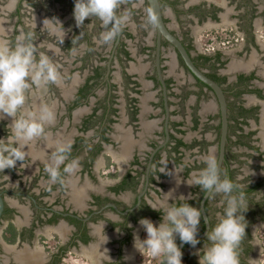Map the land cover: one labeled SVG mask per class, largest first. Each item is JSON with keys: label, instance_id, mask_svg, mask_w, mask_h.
I'll return each instance as SVG.
<instances>
[{"label": "flooded vegetation", "instance_id": "af4514ba", "mask_svg": "<svg viewBox=\"0 0 264 264\" xmlns=\"http://www.w3.org/2000/svg\"><path fill=\"white\" fill-rule=\"evenodd\" d=\"M74 3L0 0V39L14 44L20 32L31 31L37 47L44 44L41 51L48 43L61 49L48 53L59 67V81L30 90L26 101L54 109L55 122L45 127L48 139L32 142L27 166L17 162L0 172V264H161L138 252L133 239L146 237L141 218L159 224L162 214L148 204L166 200L169 192L170 203L176 198L206 215L208 228L199 243L181 249L182 264H199L198 251L208 244L206 233L223 211V196L208 194L201 209L206 191L186 180L205 167L202 157L210 151L219 160V99L171 43L163 36L158 40L147 0H121L117 15H127V22L103 44L98 38L106 29L96 18L78 27ZM159 5L167 28L224 94L227 127L219 172L248 204L240 264H258L264 236V0H159ZM53 17L63 24V44L40 30ZM203 31H216L211 50L200 37ZM12 119L0 118V138L10 134ZM53 140L70 145L56 182L46 171ZM73 160L74 171L64 172ZM198 228L197 235L206 229L203 213ZM105 248L111 259L107 250L99 251Z\"/></svg>", "mask_w": 264, "mask_h": 264}, {"label": "clouds", "instance_id": "9594fccd", "mask_svg": "<svg viewBox=\"0 0 264 264\" xmlns=\"http://www.w3.org/2000/svg\"><path fill=\"white\" fill-rule=\"evenodd\" d=\"M120 5L121 0H75L73 16L76 25L82 26L86 18L98 19L106 29L100 33L98 43H108L116 37L128 19L125 14L117 15ZM149 21L155 22L151 17ZM34 27L36 29V23ZM40 30L55 36L57 42L63 44L66 33L58 18H45ZM44 47L42 42L37 47L31 31L20 32L15 37L14 44L7 39H0V118L5 114L13 118L9 125L10 134L0 138V172L15 168L17 162H21V166L26 159H32L29 156L32 142L42 137L47 140L45 127L55 122V112L49 104L41 102L29 107L26 103L30 90H40L60 79L59 67L48 53L56 54L61 49L53 43H48L47 50L41 51L40 48ZM47 147L50 153L46 171L51 181L56 182L70 145L53 140ZM202 161L205 167L198 170L190 180H186V183L199 186L210 196L222 194L219 204L223 211L217 213V222L206 233L208 244L198 251L199 264H240L238 248L246 229L243 223L244 213L248 209L246 197L243 192L234 194L236 185L233 181L226 176L221 177L217 159L211 151L202 157ZM76 166L77 161L73 160L63 171L71 173ZM163 172L162 170L161 173ZM5 176L9 180V176ZM169 193H164L166 200L148 204L151 209L162 214L161 221L155 224L151 219L141 218L139 224L146 237L141 239L139 235H134L133 246L140 253L160 258L163 264H182L183 253L176 243L177 236L182 243L195 247L199 243L197 233L202 213L198 207L188 202L176 203V198L170 203L172 194L168 195ZM180 198L186 199L184 196ZM105 224L102 222L100 225L105 236L103 244L108 240L104 233ZM105 250L107 249H99L100 252ZM108 258L111 259L109 255Z\"/></svg>", "mask_w": 264, "mask_h": 264}, {"label": "water", "instance_id": "95a60500", "mask_svg": "<svg viewBox=\"0 0 264 264\" xmlns=\"http://www.w3.org/2000/svg\"><path fill=\"white\" fill-rule=\"evenodd\" d=\"M152 18L154 19V24H155V28L157 31V36H158V40L161 36H163L169 43H171L176 50L178 51V53L180 54L182 60L184 61L185 65L187 66V68L190 70V72L199 80H201L202 82H204L207 86H209L217 95L218 99H219V104H220V116H221V120H222V131H221V139H220V150H221V154L218 160V168L220 167L222 158H223V146L225 143V139H226V127H227V118H226V103H225V98H224V94L220 88V86L214 82L211 78H209L208 76L205 75V73H203L199 68L196 67V65L193 63V61L190 58V55L188 53V51L186 50V48L184 47V45L181 43V41L179 40V38H177L172 32H170V30L167 28L163 17H162V13H161V9H160V5H159V0H147ZM163 83V82H162ZM208 195V193L206 192L205 196L203 197L202 201H201V209L203 206V201L205 199V197ZM2 207H3V202L2 199L0 197V214L2 211ZM202 213H203V217L206 223V229L205 231L200 234L197 235V237L202 236L208 228V220L206 218V215L202 209ZM184 243L180 242L179 243V247L182 249Z\"/></svg>", "mask_w": 264, "mask_h": 264}, {"label": "rangeland", "instance_id": "374dc122", "mask_svg": "<svg viewBox=\"0 0 264 264\" xmlns=\"http://www.w3.org/2000/svg\"><path fill=\"white\" fill-rule=\"evenodd\" d=\"M205 33L206 32L203 31V34H205ZM200 37L206 38L207 36L200 34ZM222 48H224L225 50L227 49V52H231V51L236 49L235 46H223ZM259 242H260L261 248L259 250V254L257 257V259H258L257 262H258V264H264V236L259 239Z\"/></svg>", "mask_w": 264, "mask_h": 264}, {"label": "built area", "instance_id": "2783aa9c", "mask_svg": "<svg viewBox=\"0 0 264 264\" xmlns=\"http://www.w3.org/2000/svg\"><path fill=\"white\" fill-rule=\"evenodd\" d=\"M207 37V40H208V43H206L205 47L208 48L209 50H211L212 48L215 47V44L214 43V39H215V35H216V31L212 32V31H208L206 34H205Z\"/></svg>", "mask_w": 264, "mask_h": 264}, {"label": "trees", "instance_id": "16d2710c", "mask_svg": "<svg viewBox=\"0 0 264 264\" xmlns=\"http://www.w3.org/2000/svg\"><path fill=\"white\" fill-rule=\"evenodd\" d=\"M161 264H163V261L161 262Z\"/></svg>", "mask_w": 264, "mask_h": 264}]
</instances>
